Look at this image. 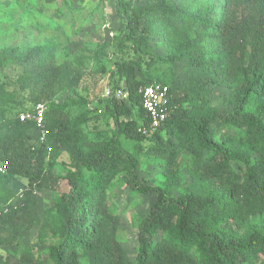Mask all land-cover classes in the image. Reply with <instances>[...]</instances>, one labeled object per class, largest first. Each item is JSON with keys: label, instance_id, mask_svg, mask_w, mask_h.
<instances>
[{"label": "trees", "instance_id": "16d2710c", "mask_svg": "<svg viewBox=\"0 0 264 264\" xmlns=\"http://www.w3.org/2000/svg\"><path fill=\"white\" fill-rule=\"evenodd\" d=\"M115 3L124 35L108 83L129 100L99 98L113 124L106 138L85 131L87 114L71 118L68 108L84 100L57 102L79 82L78 69L58 63L57 43L0 53V161L8 167L0 176V246H24L22 262L37 264V228L42 244L56 237L49 264H264V0ZM126 43L137 58H124ZM155 84L168 86L171 100L169 118L152 131L139 89ZM219 87L231 91L225 108L212 105ZM41 102L48 133L36 144L35 124L18 115ZM62 149L69 190L41 214L38 190ZM145 163L159 167L164 187L141 181ZM15 180L25 181L19 193L10 188ZM121 185L129 197L156 195L138 224L134 260L118 236Z\"/></svg>", "mask_w": 264, "mask_h": 264}, {"label": "rangeland", "instance_id": "374dc122", "mask_svg": "<svg viewBox=\"0 0 264 264\" xmlns=\"http://www.w3.org/2000/svg\"><path fill=\"white\" fill-rule=\"evenodd\" d=\"M115 2L116 0H0V53L16 48L41 46L49 42L57 43L58 63H70L79 70L78 84L73 90H68L60 96L57 102L84 100V103L68 108V112L72 119L87 114L84 129L94 139L106 138L113 127L111 118L106 113L103 115L102 109L97 107L99 98L105 95L109 85V74L114 69L115 45L124 35L123 26L116 14ZM154 41L157 43L155 54L163 55L164 49L159 44L160 40ZM125 47V59L137 58L138 54L132 45L126 43ZM6 73L9 77L15 76L12 70L8 69ZM0 80H4L3 75H0ZM109 88L112 89V86ZM230 93L226 88H217L212 105L225 108V99ZM228 110L231 108L228 107ZM124 144L131 149L130 142ZM178 161L181 170L186 174L189 154L183 153ZM68 163V155L65 149H62V155L52 167L53 178L48 174L47 185L38 190L41 214L45 207L54 204L58 194L69 190L64 179ZM232 167L238 170L242 166L233 163ZM139 178L148 184L162 187L167 181L158 166L147 163L141 166ZM24 182L15 180L10 184V188L19 193L24 187ZM117 192L119 195L114 202L122 213L118 236L128 257L134 260L138 249V224L154 205L156 195L129 197V189L125 185H121L120 191ZM175 195L179 196L178 193ZM55 240L54 235H49L47 243L42 244L39 229L31 230L30 246L33 248V254L40 259L37 264H49L48 249ZM23 251L24 246L17 249L12 246H0L3 264H24L20 259Z\"/></svg>", "mask_w": 264, "mask_h": 264}, {"label": "built area", "instance_id": "2783aa9c", "mask_svg": "<svg viewBox=\"0 0 264 264\" xmlns=\"http://www.w3.org/2000/svg\"><path fill=\"white\" fill-rule=\"evenodd\" d=\"M139 93L142 97V106L151 120V129L155 131L169 118L170 90L166 85L155 84L141 87ZM103 97H114L119 101H127L129 100V93L125 88L113 90L107 87ZM47 108V104L41 102L34 105L32 109L23 111L18 115L21 121L35 124L36 144L46 142L48 132L45 127V115ZM7 172V164L0 161V176L6 175Z\"/></svg>", "mask_w": 264, "mask_h": 264}]
</instances>
